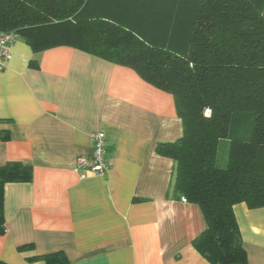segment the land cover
<instances>
[{"label":"crops","instance_id":"0c3cea01","mask_svg":"<svg viewBox=\"0 0 264 264\" xmlns=\"http://www.w3.org/2000/svg\"><path fill=\"white\" fill-rule=\"evenodd\" d=\"M0 72V166H31L8 183L0 263L63 252L70 264H210L193 247L201 210L172 197L174 161L161 144L183 136L175 100L135 71L71 47L35 53L19 39ZM108 135L105 176L76 171ZM248 264H264V208L234 207ZM31 246L21 251L20 248Z\"/></svg>","mask_w":264,"mask_h":264},{"label":"trees","instance_id":"16d2710c","mask_svg":"<svg viewBox=\"0 0 264 264\" xmlns=\"http://www.w3.org/2000/svg\"><path fill=\"white\" fill-rule=\"evenodd\" d=\"M1 32L35 53L75 48L172 95L183 136L157 151L174 161L172 197L205 220L193 247L210 264H248L234 207L264 208V0H0ZM247 114L249 138L232 139L218 168L220 142ZM32 179L31 166H0V236L5 185ZM31 261L70 264L63 252Z\"/></svg>","mask_w":264,"mask_h":264},{"label":"built area","instance_id":"2783aa9c","mask_svg":"<svg viewBox=\"0 0 264 264\" xmlns=\"http://www.w3.org/2000/svg\"><path fill=\"white\" fill-rule=\"evenodd\" d=\"M19 40L16 33H0V72L11 59L10 48ZM93 151L89 156H80L76 160L75 169L81 172L82 177L91 173L105 176L110 167L108 135L105 131H97L90 135Z\"/></svg>","mask_w":264,"mask_h":264},{"label":"rangeland","instance_id":"374dc122","mask_svg":"<svg viewBox=\"0 0 264 264\" xmlns=\"http://www.w3.org/2000/svg\"><path fill=\"white\" fill-rule=\"evenodd\" d=\"M183 53L182 51H180ZM253 117L252 115H239L236 116L232 128L231 136L229 139L222 140L219 144L218 155L216 159V166L220 169L227 167L228 163V149L232 139H240L246 141L249 138V132L252 125Z\"/></svg>","mask_w":264,"mask_h":264}]
</instances>
